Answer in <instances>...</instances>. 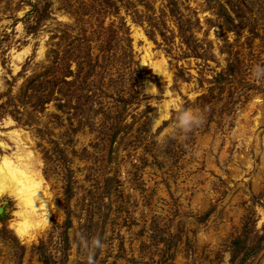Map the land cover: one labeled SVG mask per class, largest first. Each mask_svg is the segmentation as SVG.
I'll use <instances>...</instances> for the list:
<instances>
[{
    "label": "rangeland",
    "instance_id": "374dc122",
    "mask_svg": "<svg viewBox=\"0 0 264 264\" xmlns=\"http://www.w3.org/2000/svg\"><path fill=\"white\" fill-rule=\"evenodd\" d=\"M256 63L264 0H0V156L49 205L20 237L0 197V264H264ZM169 99L201 123L152 127Z\"/></svg>",
    "mask_w": 264,
    "mask_h": 264
},
{
    "label": "clouds",
    "instance_id": "9594fccd",
    "mask_svg": "<svg viewBox=\"0 0 264 264\" xmlns=\"http://www.w3.org/2000/svg\"><path fill=\"white\" fill-rule=\"evenodd\" d=\"M248 71L253 79L264 80V64H253ZM152 87L145 92H150ZM170 110L173 112L172 123L183 132L191 131L202 121V114L199 111L191 107H181L169 99L158 108L152 120V127L159 126L161 120L167 118ZM38 173L39 165L27 151H21L14 156L0 157V193L6 194L15 204L14 230L20 237L35 230L37 219L41 220L39 227L45 226L48 222L45 214L47 205H42L44 200L42 178ZM33 209H36V214L33 213Z\"/></svg>",
    "mask_w": 264,
    "mask_h": 264
},
{
    "label": "bare ground",
    "instance_id": "6f19581e",
    "mask_svg": "<svg viewBox=\"0 0 264 264\" xmlns=\"http://www.w3.org/2000/svg\"><path fill=\"white\" fill-rule=\"evenodd\" d=\"M12 134V136H14L13 137V139H14V141H15V143L17 144V151H15L12 155H10V156H14V155H16L17 153H19V152H21V151H27L32 157H33V155H32V152L30 151V150H27V149H25V147L23 146V144L24 143H22L21 141V138H20V134L17 132V131H13V132H11ZM4 145V144H3ZM25 145V144H24ZM4 156H9V155H3V156H0V157H4ZM34 158V157H33ZM35 159V158H34ZM40 176H41V178H42V183H43V189H42V192H43V197H44V200L42 201V205H47V207H46V211H45V214L47 215V217H48V210H49V205H48V196H47V192H46V186L44 185V180H43V177H42V175H41V173H40V171H39V173H38ZM3 195H6V194H4V193H0V197L1 196H3ZM33 213L34 214H36V209H33ZM40 223H41V220L40 219H37V221H36V225H37V227L35 228V230L32 232V233H30V234H28V235H26V236H24V237H27V236H29V237H31V236H33V234L38 230V229H40V228H42V227H39V225H40ZM48 223V222H47Z\"/></svg>",
    "mask_w": 264,
    "mask_h": 264
}]
</instances>
